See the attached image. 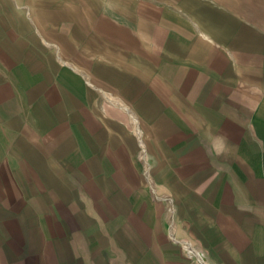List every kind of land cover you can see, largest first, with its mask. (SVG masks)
Here are the masks:
<instances>
[{
    "label": "crops",
    "instance_id": "obj_1",
    "mask_svg": "<svg viewBox=\"0 0 264 264\" xmlns=\"http://www.w3.org/2000/svg\"><path fill=\"white\" fill-rule=\"evenodd\" d=\"M0 264H264V0H0Z\"/></svg>",
    "mask_w": 264,
    "mask_h": 264
},
{
    "label": "rangeland",
    "instance_id": "obj_2",
    "mask_svg": "<svg viewBox=\"0 0 264 264\" xmlns=\"http://www.w3.org/2000/svg\"><path fill=\"white\" fill-rule=\"evenodd\" d=\"M143 155H144V153H143ZM144 158H145V156H143V158H141V161L143 162V167H144L145 174H146L147 176H149V172H150L149 167H150V165H149V163H146V162L144 161ZM149 179H151V178H149Z\"/></svg>",
    "mask_w": 264,
    "mask_h": 264
}]
</instances>
